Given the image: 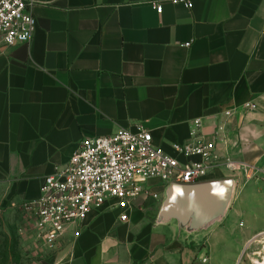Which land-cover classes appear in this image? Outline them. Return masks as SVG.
Listing matches in <instances>:
<instances>
[{"label": "crops", "instance_id": "crops-1", "mask_svg": "<svg viewBox=\"0 0 264 264\" xmlns=\"http://www.w3.org/2000/svg\"><path fill=\"white\" fill-rule=\"evenodd\" d=\"M37 1L32 42L0 40V229L26 214L23 205L85 139L142 125L174 154L173 144L191 142L195 120L211 136L231 110L221 153L236 168L208 179L237 182L222 225L179 241L172 226L152 221L158 202L106 206L32 264L264 262V176L252 170L264 167V0H193L192 9L169 0Z\"/></svg>", "mask_w": 264, "mask_h": 264}, {"label": "built area", "instance_id": "built-area-1", "mask_svg": "<svg viewBox=\"0 0 264 264\" xmlns=\"http://www.w3.org/2000/svg\"><path fill=\"white\" fill-rule=\"evenodd\" d=\"M169 2L193 8V0ZM37 3V0H0V40L6 47L32 42L37 29L34 16ZM155 6L158 14H162L163 6ZM246 109L254 106L248 104ZM222 115L224 119L214 126L211 136L204 133L203 120H195L191 142L173 144L175 155L156 147L152 132L142 125L85 139L65 168L44 179L40 197L23 205L37 239L56 249L94 211L106 206L131 210L141 199L162 204L164 192L171 184H200L208 182L215 170L235 169V162L221 153L228 146V125L235 112L229 110ZM180 158L189 161L184 163ZM195 158L199 161H192ZM244 169L250 170L248 166ZM252 170L253 176H264V167ZM157 189L161 191L156 192ZM120 221L128 222V215H121ZM75 237H79V232Z\"/></svg>", "mask_w": 264, "mask_h": 264}, {"label": "water", "instance_id": "water-1", "mask_svg": "<svg viewBox=\"0 0 264 264\" xmlns=\"http://www.w3.org/2000/svg\"><path fill=\"white\" fill-rule=\"evenodd\" d=\"M233 178L195 185L171 184L154 220L156 226H172L177 240L205 236L224 223L236 194Z\"/></svg>", "mask_w": 264, "mask_h": 264}, {"label": "rangeland", "instance_id": "rangeland-1", "mask_svg": "<svg viewBox=\"0 0 264 264\" xmlns=\"http://www.w3.org/2000/svg\"><path fill=\"white\" fill-rule=\"evenodd\" d=\"M152 217L155 219L156 215ZM31 222L27 214L20 213L0 229V264H32L35 259H47L54 254L55 248L37 239Z\"/></svg>", "mask_w": 264, "mask_h": 264}, {"label": "trees", "instance_id": "trees-1", "mask_svg": "<svg viewBox=\"0 0 264 264\" xmlns=\"http://www.w3.org/2000/svg\"><path fill=\"white\" fill-rule=\"evenodd\" d=\"M152 221H154V219H152Z\"/></svg>", "mask_w": 264, "mask_h": 264}]
</instances>
